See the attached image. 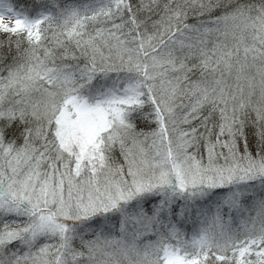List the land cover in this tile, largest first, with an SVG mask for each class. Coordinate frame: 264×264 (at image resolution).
I'll return each mask as SVG.
<instances>
[{"label":"snow or ice","instance_id":"snow-or-ice-1","mask_svg":"<svg viewBox=\"0 0 264 264\" xmlns=\"http://www.w3.org/2000/svg\"><path fill=\"white\" fill-rule=\"evenodd\" d=\"M0 264H264V0H0Z\"/></svg>","mask_w":264,"mask_h":264}]
</instances>
